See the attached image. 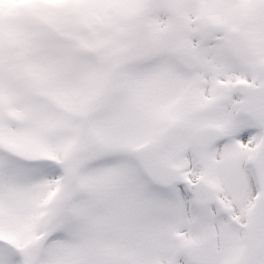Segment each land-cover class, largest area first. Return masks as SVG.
<instances>
[{
    "label": "snow or ice",
    "instance_id": "obj_1",
    "mask_svg": "<svg viewBox=\"0 0 264 264\" xmlns=\"http://www.w3.org/2000/svg\"><path fill=\"white\" fill-rule=\"evenodd\" d=\"M0 264H264V0H0Z\"/></svg>",
    "mask_w": 264,
    "mask_h": 264
}]
</instances>
